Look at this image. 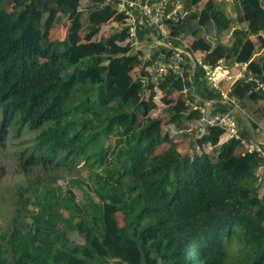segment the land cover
<instances>
[{
    "label": "trees",
    "instance_id": "1",
    "mask_svg": "<svg viewBox=\"0 0 264 264\" xmlns=\"http://www.w3.org/2000/svg\"><path fill=\"white\" fill-rule=\"evenodd\" d=\"M167 1L188 11L168 22L171 35L191 36L211 67L247 64L229 98L264 102V89L248 80L264 81L251 38L264 46V0H235L234 18L216 0ZM60 22L64 37L52 38ZM123 23L106 0H0V151L9 147L14 161L0 187V264H264L257 153L238 151L243 136L218 145L224 129L216 124L180 152L168 128L183 132L203 113L187 102L178 74L156 85L142 83L144 71L130 75L141 52L125 42ZM239 23L245 28L232 30L228 46L198 35ZM157 92L164 107L152 118Z\"/></svg>",
    "mask_w": 264,
    "mask_h": 264
},
{
    "label": "crops",
    "instance_id": "2",
    "mask_svg": "<svg viewBox=\"0 0 264 264\" xmlns=\"http://www.w3.org/2000/svg\"><path fill=\"white\" fill-rule=\"evenodd\" d=\"M202 5L203 4H200L199 8H202ZM224 13L226 14L225 11ZM226 16L228 18L235 17V15H232L231 17L227 14ZM107 26L110 28V26H114V24L110 23ZM235 28H245V25L242 24L241 26H238L237 24H234L228 32L221 34H217L216 32H210L207 34L205 32L207 29H202L198 35L203 37L205 34V39L213 45L218 42L228 46L231 43V32ZM108 29L106 31H101L100 34H102V32L105 34ZM186 37H189L190 40H192L191 36ZM251 38L256 48L252 59H257L258 57H263L264 59V46H260L258 40L254 38V36ZM136 39L139 45L138 50L135 52H141V65L135 67L130 72V75L133 78L140 76V71L145 72L144 67L146 66L144 65H146L145 61H147V57L159 50L167 51L169 47L175 48L171 45V43L161 40L154 30L148 27L141 19L136 20ZM143 48H146L147 50ZM218 64L223 66L231 76V80L221 83L220 86L223 90L228 88L230 85H233V83L237 80L243 79L247 75V64H238L233 61H220ZM180 72L179 77L182 79L184 84V94L187 97V102L192 108H197L201 113H203V118L201 120L191 123L194 125L197 124V136L200 134L198 131L199 127L205 125L209 121L217 119L222 120L224 124V126H222L224 133L220 136L218 145H221L230 138L229 130H234L237 137H244L242 139L244 142H257L264 148V134L261 132V128L264 127V102L260 101L256 105L250 103L241 105L234 101L235 106L231 105L219 95V92L213 85H210L207 82L202 69L189 59L184 61ZM248 78L255 79L252 77L251 73H248ZM157 93L160 101L163 94H159V92ZM161 106L164 107L163 104ZM258 168H260V165Z\"/></svg>",
    "mask_w": 264,
    "mask_h": 264
},
{
    "label": "built area",
    "instance_id": "3",
    "mask_svg": "<svg viewBox=\"0 0 264 264\" xmlns=\"http://www.w3.org/2000/svg\"><path fill=\"white\" fill-rule=\"evenodd\" d=\"M106 2L114 4L117 12L124 15L123 26L128 29V39L125 42L132 51H137L139 45L136 39L137 19L144 21L161 40L169 42L175 47H169L167 51L159 50L147 57V61H145L146 65H144L146 67L144 68L149 78L142 77L141 81L143 84L149 80L156 85L169 73L179 75L184 61L189 59L202 69L205 79L210 85L215 87L219 95L235 106L234 100L228 96L232 85L225 90L220 86L224 81L231 80L228 71L219 64L211 67L204 61L202 53L191 49L190 44L183 39L184 37L171 35L168 22H180L188 15V11L182 10L180 3L168 2L167 0H106ZM248 80L251 79L248 78ZM252 80L256 83V89H264V81L258 79ZM216 120L209 121L206 124L224 126L222 120ZM198 131L202 134L204 132V125L199 127ZM229 132L230 138H237L234 130H229ZM261 132L264 134V127L261 128ZM242 144L245 150L255 151L260 160V166L264 165V148L260 143L242 141Z\"/></svg>",
    "mask_w": 264,
    "mask_h": 264
},
{
    "label": "rangeland",
    "instance_id": "4",
    "mask_svg": "<svg viewBox=\"0 0 264 264\" xmlns=\"http://www.w3.org/2000/svg\"><path fill=\"white\" fill-rule=\"evenodd\" d=\"M216 2L220 6V8L224 9V11L226 12V14L228 16L232 17V15H235V5H236L235 0H216ZM237 25L241 26L242 24L239 23ZM243 25H245V24H243ZM66 26H67L66 22H60L59 24H57L54 27V29H53L52 38H57V39L63 38ZM114 26H115V24H114ZM111 27H113V26H110V28ZM108 28H109L108 26L103 27L102 31H106ZM214 32H215V29H212V33H214ZM183 39L188 44H190L191 40H190L189 37H184ZM143 49H146V48H143ZM159 94H160V92H159ZM158 96L159 95L157 93V96L155 98V103L157 104L158 108L156 110H154V111H151L149 113L150 117H152V118H158L159 116L162 115V106H161L162 104L159 101ZM168 131L172 135V137L175 139V141H181L180 142V147H179L180 152L189 153V149H190V146H191L190 143H192L193 140L197 137V124H195V125L194 124H189L183 132L176 131L174 127L168 128ZM166 147H167L166 145L158 147L156 149V153L162 151ZM212 149L213 148H211V149L208 148L206 150L209 152V154H213V150ZM242 150H244V148L239 149L238 151L240 152ZM6 152H8L10 155L7 154ZM10 157H12V155H11V152L9 150V147H7L5 149V151H3V152L0 151V166H5L4 167V168H6L5 171H7L6 175L8 176V177H5L3 179V181L0 182V187H3L6 184V182L9 180V176L13 174L14 161H11ZM81 165H82V163L79 165V167H81ZM79 174L83 178H86L87 177V170L84 169V168H79ZM256 175H257V180H258L257 184L259 186V194L261 195V194L264 193V165H261L260 168L257 169ZM65 183H66L65 181H58V184L62 185L63 187H65ZM76 189L74 191L77 194V201L81 202L82 201L81 192L79 190H76ZM6 207L9 208V202H7ZM115 216H116V219H117L119 225L122 226L121 215L119 213H117ZM5 217H7L6 216V212H1L0 211V228H3L5 226V223H6V218ZM63 229H64V231L66 233H68L70 231V228L68 226H64ZM69 237H70V240L73 243L80 244V243L83 242L82 238L75 232L70 233ZM108 264H115V261L114 260L109 261Z\"/></svg>",
    "mask_w": 264,
    "mask_h": 264
},
{
    "label": "water",
    "instance_id": "5",
    "mask_svg": "<svg viewBox=\"0 0 264 264\" xmlns=\"http://www.w3.org/2000/svg\"><path fill=\"white\" fill-rule=\"evenodd\" d=\"M87 6H90V3H88Z\"/></svg>",
    "mask_w": 264,
    "mask_h": 264
}]
</instances>
